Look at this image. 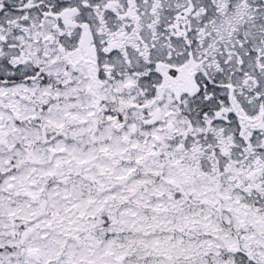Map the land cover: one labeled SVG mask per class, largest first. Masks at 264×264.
<instances>
[{"label":"snow or ice","instance_id":"1","mask_svg":"<svg viewBox=\"0 0 264 264\" xmlns=\"http://www.w3.org/2000/svg\"><path fill=\"white\" fill-rule=\"evenodd\" d=\"M0 264H264V0H0Z\"/></svg>","mask_w":264,"mask_h":264}]
</instances>
